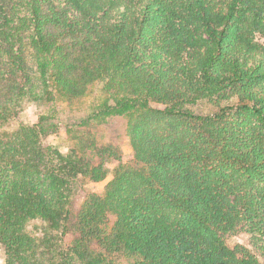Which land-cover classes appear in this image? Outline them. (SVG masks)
<instances>
[{"label":"trees","instance_id":"obj_1","mask_svg":"<svg viewBox=\"0 0 264 264\" xmlns=\"http://www.w3.org/2000/svg\"><path fill=\"white\" fill-rule=\"evenodd\" d=\"M200 99L216 110L186 107ZM55 101L125 117L133 157L61 152L51 116L1 131L5 264H264V0H0V124ZM238 230L253 253L225 243Z\"/></svg>","mask_w":264,"mask_h":264},{"label":"rangeland","instance_id":"obj_2","mask_svg":"<svg viewBox=\"0 0 264 264\" xmlns=\"http://www.w3.org/2000/svg\"><path fill=\"white\" fill-rule=\"evenodd\" d=\"M89 100L90 98L86 97L85 102ZM186 107L194 113L201 115L210 114L216 110V107L207 99H200L196 103L187 104ZM41 116H51L49 120L53 124L51 127L53 131L44 135L42 141L54 146L61 152H67L81 145L88 146L90 142H93L97 146L111 145L117 147L121 154L122 162H128L133 157V151L126 132L125 117L113 115L109 116L101 123H85V111L82 108L77 109L75 105L69 107L64 101H55L42 106L27 104L16 118L0 124V132L12 130L20 124H35L39 121ZM116 164L117 160L111 157L104 160L105 177L102 180L92 181L81 176L74 181V193L69 207V218L74 217V214L78 210L87 192L102 193L105 184L111 178L113 168ZM42 226V220L32 219L26 223L25 231L31 236L39 238L43 234ZM61 235L63 244H67L71 241L73 232L70 224L63 228V233ZM225 243L230 247L236 245L243 246L252 253L255 251L254 241L244 231L238 230L232 232L227 236ZM4 260L5 251L0 245V261H2L3 264H5ZM76 264L80 263L76 262Z\"/></svg>","mask_w":264,"mask_h":264},{"label":"clouds","instance_id":"obj_3","mask_svg":"<svg viewBox=\"0 0 264 264\" xmlns=\"http://www.w3.org/2000/svg\"><path fill=\"white\" fill-rule=\"evenodd\" d=\"M0 264H3V262H2V261H0Z\"/></svg>","mask_w":264,"mask_h":264}]
</instances>
